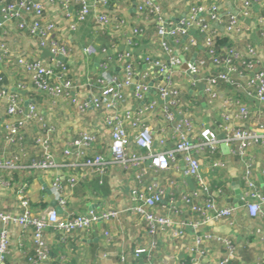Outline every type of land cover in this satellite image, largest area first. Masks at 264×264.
Here are the masks:
<instances>
[{
  "label": "crops",
  "instance_id": "0c3cea01",
  "mask_svg": "<svg viewBox=\"0 0 264 264\" xmlns=\"http://www.w3.org/2000/svg\"><path fill=\"white\" fill-rule=\"evenodd\" d=\"M93 1L87 0L90 5L95 3ZM249 1L250 17L240 16L238 28L228 35H223L228 14L241 10V0H152L157 12L143 14L138 13L137 0H105L96 4V10L91 8L83 21H77L76 9L79 5L76 3L65 8L61 7L60 0H42L44 20L54 23L53 35L64 43L68 51L67 56L57 59L39 47L37 39L17 28L15 22L9 23L0 32V42L6 47V53L0 50V94H3L0 98L2 103L0 160L16 158L13 160V167L0 168V212L20 214L23 211L19 205L22 188L29 202V210L33 214H42L50 207L58 208L51 192L52 181L54 178L63 181L70 174L75 175L77 182L68 190L66 207L64 211L58 208L59 213H64L65 210L70 213L108 209L122 211L118 217L97 222L88 230H77L67 236H62L51 227H47L44 230V237L49 248V258L36 264H134L138 258L133 257V252L137 248L149 249L154 264H174L178 261L191 264V259L197 256L196 247L203 252L199 264H217L224 252L220 242L206 240L200 245L195 243L198 234L206 233L228 238L234 243L236 253L233 264H264L263 216L253 217L244 208H239L231 221L221 219L200 224L201 217L189 213L185 207H181L176 213L172 211L171 202L180 203L179 198L183 191L196 185L194 178L184 175L182 153L176 155V168L172 165L167 170L150 169L142 178V182L135 176L136 169H123L119 165L109 164L103 172L98 173L88 166L75 165L74 158L63 155L65 144L79 138L81 133L86 131L97 137L91 152L102 154L107 159L111 157L109 130L104 128L102 113L96 110L90 101L97 93L96 78L100 64L112 56L108 70L122 78V65L113 57L116 52L131 49L136 74L141 76L147 73L149 85L152 86L159 77L155 69L152 70L143 62V57L150 55L157 58L162 55L157 32L158 16L167 26L173 27L191 8H198L201 10L199 17L204 18L209 26L216 30L217 36H226L229 43L240 51H245L249 45H255L264 64V49L261 43V34L264 31V0ZM97 11L106 13L112 23L107 27L98 26L95 19ZM211 11L216 12V19H209ZM259 18H262V23H258ZM120 19H124L127 25L120 24L118 22ZM72 24H75L74 28H71ZM128 24L141 31V36L136 37L132 45L128 43L130 33ZM190 33H193L195 43L189 44L188 38L181 35L178 43H171L173 55L183 57L184 61L189 63L196 54L195 61L197 63L202 61L197 75L200 77L215 74L219 67L213 65L207 55L203 43L205 34L197 29H192ZM20 57L27 61L43 60L54 68L55 72L63 70L72 87L58 97L37 91L28 71L18 62ZM181 65L173 69L172 77L174 84L181 88L185 112L193 120L194 132L190 134L193 142L198 141L196 133L203 127L216 131L219 136L222 135L224 122L220 113L225 98L230 99L233 104L239 98L248 105L252 112L248 120L251 126L259 122L264 123L263 105L253 95L242 100L243 88L235 89L225 83H218L216 91L219 97L210 99L203 92V82L199 80L197 83H190L189 79L197 76L190 75L189 70L181 68ZM11 95L19 99L24 109L34 105L41 122L51 128L50 148L55 161L53 167L38 166L43 157L42 149L37 144V138L41 134V126L37 119L27 122L22 131L14 137L8 134L5 123L9 119L5 112ZM73 98L78 100L72 102ZM153 99H156L153 88L149 89L141 102H137L131 95H126L118 111H129ZM85 103L87 105L83 107ZM174 114L175 118L183 116L178 112ZM141 118L144 124L153 130V136L170 135V127L159 107L146 112ZM238 122L239 119L235 123ZM125 128L130 147L135 152L137 150L134 141L135 129L129 124H126ZM170 146L171 142L168 141L167 147ZM208 154L206 149L198 153L200 158ZM250 155L252 176L262 189L264 148L253 147L250 149ZM218 157L224 162V167L219 173L211 172L207 164L203 163L200 169L201 176L210 184V191L213 194L211 196L218 203L237 206L238 203L233 199L236 189L239 188L242 192L244 187V163L228 152L222 151V155ZM151 181L156 182L157 186L165 191L163 201L157 204V212L170 216L173 221L171 229L159 231L156 235H149L145 222L138 215L126 210L131 206L130 189ZM194 224L197 226H193ZM3 227L0 222V230ZM5 228L10 241L8 252L0 264H35L29 261V257L34 255L32 227L23 228L8 223ZM178 229L183 230L184 234L177 236ZM122 253H126L127 256L126 260L121 262ZM146 255L147 252L141 254L142 257L139 259L146 260Z\"/></svg>",
  "mask_w": 264,
  "mask_h": 264
},
{
  "label": "built area",
  "instance_id": "2783aa9c",
  "mask_svg": "<svg viewBox=\"0 0 264 264\" xmlns=\"http://www.w3.org/2000/svg\"><path fill=\"white\" fill-rule=\"evenodd\" d=\"M101 1L104 2L105 0H94L95 3L92 5L88 4L87 0H60V4L61 7L65 8L73 3L79 5L76 9L77 21H83L91 8L96 10V4ZM0 2V32L9 23L15 22L17 28L37 39L38 46L46 50L54 59L68 55L64 43L53 35L54 23L44 20L42 0H0ZM241 2L240 11L228 14L226 25L223 27V35H228L238 28L240 16L250 17L251 2L249 0H241ZM136 5L140 14L157 12L152 0H137ZM200 11L198 8H191L173 27L167 26L160 16L157 17V32L160 37L162 55L157 58L150 55L143 57V62L152 70L157 71V77H161L157 78L152 86L149 85L147 73L141 76L136 74L131 49L116 52L113 57L122 65V78L108 70L112 56L102 61L96 78L97 93L90 98V101L91 105L102 113L104 128L109 130L111 157L107 159L102 154L91 152L97 137L95 134L86 131L82 132L79 138L65 144L63 155L74 158L75 165L88 166L98 173L103 172L109 164L119 165L123 169H136L135 176L142 182V178L147 175L150 169L155 171L167 170L172 165L176 168V155L182 153L184 175L194 178L196 185L187 191H183L179 198L180 203L171 202L170 208L173 212L176 213L181 207H185L189 213L198 214L201 217L200 224L221 219L231 221L239 208H244L253 217H264V190L259 188L256 179L252 176L253 167L250 155V149L253 147L264 148V123L259 122L252 126L248 123L252 116L248 105L239 98L234 101L235 104L230 99L225 98L223 110L220 113L224 122L222 135L219 136L216 131L203 127L196 133L198 135L197 142L190 139V134L194 132L193 120L185 112L181 88L174 84L172 77L173 69L180 67L182 61L181 58L173 55L171 43H178L181 35L188 38L189 44L195 43L194 35L190 33L192 29H197L205 34L203 43L207 55L212 64L219 69L213 75L199 77L197 74L202 61L200 63L194 61L189 65L188 70L190 75H196L197 78L191 77L190 83L194 84L201 80L203 92L210 99L219 97L216 91L218 83H225L235 89L243 88L242 100L253 95L264 107V64L261 62L255 45L247 46L245 51L227 46L222 47L217 52L214 45V38L217 36L216 30L212 29L204 18L199 17ZM95 19L100 27H107L112 23L110 17L104 12L97 11ZM209 19H216V12L211 11ZM118 22L127 25L124 19H120ZM258 23H262V18L258 19ZM70 26L74 28L75 24ZM128 26L130 27L128 43L132 45L134 39L141 36V31L137 27H131L129 24ZM261 43L264 49V31L261 34ZM187 46L184 47L189 49ZM0 50L6 53V47L1 42ZM18 62L28 71L35 89L39 92L51 97H58L72 87L63 70L55 72L54 68L43 60L27 61L20 57ZM150 88H153L156 99L148 101L145 105H137L129 111H118L126 95H131L137 102H141ZM2 95L0 94V98ZM77 100V98H73L71 101L76 102ZM86 105L87 103L83 107ZM156 107L160 108L163 118L170 127L171 132L168 137L165 135L157 136L156 134L153 136V130L142 121L141 116L146 112H151ZM36 112L34 105L24 109L19 99L11 95L6 106L5 115L9 120L6 121L5 128L8 134L14 137L22 131L27 122L37 119L41 126V134L37 138V144L42 149L43 157V161L38 166L51 168L55 165L50 148L52 131L49 126L41 122ZM175 112L182 113L183 116L175 118ZM0 115H2L1 101ZM238 119L239 122L236 124ZM126 124L135 129L134 141L137 148L135 152L129 144ZM168 141L171 142L170 147H167ZM222 144L226 145L228 153L241 159L245 166L241 203L237 206L218 203L211 196L210 184L204 180L200 173L203 163H206L213 173H219L224 167L223 160L215 155L222 153ZM204 149L208 150L209 155L200 158L198 153ZM14 159L16 158L0 160V168L13 167ZM76 182L77 179L74 174L68 175L63 181L59 178H54L52 181L51 192L56 201V206L62 208L63 211L66 207L68 190ZM164 193V189L158 187L154 181L144 185L141 183L139 186L130 189L131 206L126 210L138 215L145 222L149 235H156L159 231L169 230L173 225L170 216L162 215L156 210L157 204L163 201ZM19 205L23 208L20 214L0 212V222L4 226L0 230V261L8 252L10 240L5 228L8 223L17 224L23 228L32 227L34 255L29 257V261L36 264L45 262L49 258V248L44 237V230L47 227H51L62 236H67L77 230H88L97 222L118 217L122 212L118 209H108L91 210L86 213H70L65 210L64 213H59L57 208L50 207L42 214L35 215L29 210V202L24 195L23 188L21 189ZM193 226L196 227L197 224ZM177 231V236L184 234L181 229ZM206 240H216L223 245L224 252L217 264H233L236 253L233 242L228 238L206 233L205 235L198 234L195 243L200 245ZM153 246L154 244L151 245V247ZM196 248L197 256L191 259V264H199V259L203 253L198 247ZM146 252V260L139 259L142 257L141 254ZM126 256V253L120 255L121 262L126 260ZM133 257L138 258L134 264H154L149 249L137 248L133 252ZM262 258V263H264V256ZM174 264H183V262L178 261Z\"/></svg>",
  "mask_w": 264,
  "mask_h": 264
},
{
  "label": "water",
  "instance_id": "95a60500",
  "mask_svg": "<svg viewBox=\"0 0 264 264\" xmlns=\"http://www.w3.org/2000/svg\"><path fill=\"white\" fill-rule=\"evenodd\" d=\"M195 57H196V54L193 55V57L191 58V60H190L189 63H186V62L184 61L183 57H181V61H182L181 68H183V69H188L190 63H192V62L195 61ZM159 78H161V77H159ZM150 84H151V83H150ZM221 150H222L224 153H227V152H228L227 147H226L225 144H222V145H221ZM237 189H238V190H237ZM237 189H236V192H235V198L233 199V201L236 202V203H238V204H240V203H241V200H240L241 192H240V189H239V188H237ZM262 189L264 190V185H262ZM53 205H55V203H54ZM58 208H59V207H58ZM58 208H57V210H58ZM58 212H59V210H58Z\"/></svg>",
  "mask_w": 264,
  "mask_h": 264
},
{
  "label": "trees",
  "instance_id": "16d2710c",
  "mask_svg": "<svg viewBox=\"0 0 264 264\" xmlns=\"http://www.w3.org/2000/svg\"><path fill=\"white\" fill-rule=\"evenodd\" d=\"M214 45L216 47V51H220L222 47L232 46L226 36H215ZM209 155V154H208ZM217 156H221L222 153L215 154Z\"/></svg>",
  "mask_w": 264,
  "mask_h": 264
},
{
  "label": "rangeland",
  "instance_id": "374dc122",
  "mask_svg": "<svg viewBox=\"0 0 264 264\" xmlns=\"http://www.w3.org/2000/svg\"><path fill=\"white\" fill-rule=\"evenodd\" d=\"M56 202V201H55Z\"/></svg>",
  "mask_w": 264,
  "mask_h": 264
}]
</instances>
